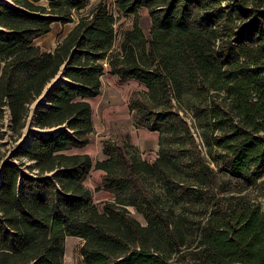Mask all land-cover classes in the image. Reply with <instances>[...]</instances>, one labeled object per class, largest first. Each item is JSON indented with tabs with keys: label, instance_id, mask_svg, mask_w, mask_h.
Instances as JSON below:
<instances>
[{
	"label": "trees",
	"instance_id": "16d2710c",
	"mask_svg": "<svg viewBox=\"0 0 264 264\" xmlns=\"http://www.w3.org/2000/svg\"><path fill=\"white\" fill-rule=\"evenodd\" d=\"M89 0L0 1V142L5 111L21 138L30 106L64 68L36 113L34 133L13 161L0 156V264H64L69 236L84 240V264H264V203L245 196L214 197L193 246L181 249L158 196L143 171L165 180L168 159L182 154L164 142L191 139L195 120L209 155L221 170L262 188L264 199V0H116V18L103 2L75 21ZM151 18L149 34L139 24ZM134 16L115 49V25ZM53 52L35 41L53 25L75 23ZM132 80L129 110L137 127L158 132L159 158H131L134 147L104 142L106 159L69 154L91 143L95 132L89 99L101 95L102 78ZM214 146L223 152L214 154ZM1 148V145H0ZM33 162L31 173L23 160ZM194 172L216 173L199 156ZM16 160L20 161L19 163ZM101 170L104 190L115 196L102 207L85 185ZM171 182L167 184L170 185ZM175 202L188 197L181 185ZM142 214L147 224L132 216ZM170 252L177 249L171 263Z\"/></svg>",
	"mask_w": 264,
	"mask_h": 264
},
{
	"label": "rangeland",
	"instance_id": "374dc122",
	"mask_svg": "<svg viewBox=\"0 0 264 264\" xmlns=\"http://www.w3.org/2000/svg\"><path fill=\"white\" fill-rule=\"evenodd\" d=\"M9 2V0H0ZM103 2L108 7L110 13L114 14L116 18H118L121 14L117 9L116 0H89L88 6L75 13V21H77L82 15L90 12L97 4ZM140 20L139 24L145 31V33L149 34L151 28V18L149 16V12L146 9H141L139 12ZM134 16H121V18L117 21L115 28L117 32V40L115 43V49L120 47L122 41V34L124 31L130 29L133 25ZM74 26V23L70 24H56L53 26L52 32L49 35L43 36L38 39L36 45L38 44L40 48L43 49H51L57 47L60 42L66 37V35L70 32V29ZM109 78L111 75H105L103 80L106 81L105 91H109V88L113 87L116 90H121L124 103L125 98L127 97L128 102L131 98V95L134 91H146L145 86L139 84L134 81H124L121 82L117 80L115 85L109 82ZM64 78V68L61 69L58 76L46 87L42 96L37 99L31 106L28 118L26 120V126L22 132L21 138L17 139L11 131V120L8 111H5L4 118V128L2 132L4 133V137L0 142V156L6 161H13L15 159V151L16 150H24L26 145L30 142V137L34 133H41L35 126L36 113L39 108L45 103L48 91L57 83L61 81H65ZM105 93V92H104ZM108 93V92H106ZM116 100V97H112ZM107 103V102H106ZM121 104V103H119ZM100 105V114L99 120L105 126V117L110 113L108 117H113L116 115L117 111H121L118 109H114L113 104H99ZM116 106V105H114ZM124 112L126 113V119L124 121H117L114 123V126L110 132V135H104V129L99 127V131L96 132L94 137V143L96 147L102 145L104 146V142L109 139H114L119 144L127 143V136L131 140L134 147L137 149H133L128 147V151L130 156L134 160H142L147 161L151 165L159 158L160 153L158 151L142 149L135 145L133 142L131 135L129 133V124L131 123L133 128L140 129L142 127H137L134 125V119L131 115L128 114V110L124 108ZM187 121L190 124L192 130V136L194 138V142L191 139L183 140L180 143L173 142H164V146L166 149L173 148L176 150H181L182 154L175 157L171 156L167 161V166H164V170L168 174L167 180L164 179L163 174L158 170L153 173L152 171H143V181L147 188L151 190L154 194L158 196V206L162 209L166 216L169 218L172 228L176 233V237L178 242L183 244L180 248L185 249L186 247L193 246L197 241V229L200 225L205 221L207 216V212L211 209L212 204L216 197H229V196H245L247 199L256 202H263L264 199L261 197L262 188L257 186V184H252L246 179H237L228 175L226 172L221 170L220 166L217 164L216 160L213 159L209 155V148L202 141L201 138V130L198 128L195 120L191 119L189 116L186 117ZM119 126L128 128L127 131H121L116 133V128ZM93 138V137H92ZM93 142V140L91 139ZM212 152L214 154L223 152L219 147L214 146L212 148ZM102 155V153H101ZM203 158L206 164L214 170L216 173V180L214 183H211L207 178V172H194L195 164H200V159ZM98 158H102V156H97ZM103 159H106L103 158ZM94 160V159H93ZM16 162H20L19 160ZM24 166L23 170L26 173H31L29 168H32L34 163L29 162L28 160H23ZM196 162V163H195ZM2 178V166L0 163V180ZM171 182L170 185L167 183ZM181 185L186 187L189 190L188 197L186 196L182 201L175 202V197L173 191L181 190ZM173 190V191H172ZM215 197V198H214ZM130 212L132 216L137 218L142 224L146 225L147 221L142 214L137 213L134 208H130ZM164 248L166 251H169L168 245L164 243ZM68 263L67 264H78V245H68ZM168 255H171V263L174 261L177 256V249L172 250V252H167Z\"/></svg>",
	"mask_w": 264,
	"mask_h": 264
},
{
	"label": "crops",
	"instance_id": "0c3cea01",
	"mask_svg": "<svg viewBox=\"0 0 264 264\" xmlns=\"http://www.w3.org/2000/svg\"><path fill=\"white\" fill-rule=\"evenodd\" d=\"M147 10V9H146ZM148 11V10H147ZM58 24V23H56ZM54 24V25H56ZM76 22L74 23L75 26ZM53 25V26H54ZM73 26V27H74ZM72 27V29H73ZM70 29V31L72 30ZM50 34V33H49ZM47 34V35H49ZM46 36V35H45ZM38 39L35 41V45L37 43ZM36 46H39L38 44ZM40 47V46H39ZM56 47H54L55 49ZM49 49H43V51L45 52H53L54 51ZM109 68H107L105 75H111L109 73ZM104 75V76H105ZM103 76V78H104ZM102 78V92L101 95H99L96 98L93 99H89L88 101L91 103L92 108H93V123H94V129L95 132L91 135V139L93 140V142L91 141V143L89 145H87L84 148H73L72 150H70L68 153L69 154H88L92 157V159H94V164H96L98 161H102L104 160L103 158H105L104 154H103V146L100 145L98 147H96V144L94 143V137L96 132L99 131V127L101 129H104L103 133L105 136L106 135H110V132L114 126L115 122H119V121H124L126 119V113L124 112V108L126 109V111L128 110V114L132 116V114L130 113L129 110V102L127 97L125 98V103L123 100V95L120 93H123L121 90H116L113 87L109 88V91H105L106 86H108L106 84V81L104 82ZM117 80L124 82V81H129V80H122L120 78H118L117 76L111 75V78H109V82L111 81V83L113 85H115V83L117 82ZM132 81V80H131ZM136 82V81H134ZM140 84V83H139ZM105 92V93H104ZM108 92V93H106ZM112 97H116V100L113 99ZM107 102V103H106ZM113 104L111 106H113L114 109H118L121 111H117L116 115H114L113 117H108V115L110 114L108 112V115H106L105 117V126L104 124H102V122H100V120L98 119L99 114H100V105L99 104H108L110 103ZM121 103V104H119ZM116 105V106H114ZM133 118V116H132ZM127 120V119H126ZM134 125L135 122H133ZM130 128H129V133L131 135V138L133 140V142L135 143V145H137L138 147L142 148V149H147V150H153V151H158L160 146H159V140H160V135L158 132H150L145 128H140L139 130L136 128H133V126L131 125L130 122H128ZM128 128H124L119 126V128H116V133L121 132V131H127ZM93 137V138H92ZM101 158H98L97 156H102ZM104 174L103 171L101 170H96L95 168L91 171L88 179L85 181V185L92 191L93 193V199L96 205H98L99 207H102L104 205V203L106 202H112L115 200V196L109 192H106L104 190H99V188L102 187V180L101 177ZM72 244V245H78V253H77V257H78V264H84L83 262V257L80 254V248L81 246L84 244V240L79 238V237H73V236H69L66 238L65 241V258H64V264L68 263V245Z\"/></svg>",
	"mask_w": 264,
	"mask_h": 264
}]
</instances>
